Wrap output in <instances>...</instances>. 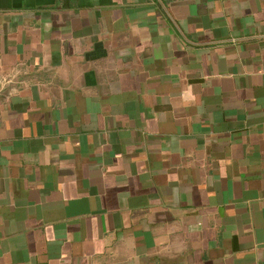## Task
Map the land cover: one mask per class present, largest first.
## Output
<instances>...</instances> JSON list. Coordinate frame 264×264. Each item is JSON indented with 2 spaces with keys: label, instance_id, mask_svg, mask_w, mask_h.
<instances>
[{
  "label": "crops",
  "instance_id": "0c3cea01",
  "mask_svg": "<svg viewBox=\"0 0 264 264\" xmlns=\"http://www.w3.org/2000/svg\"><path fill=\"white\" fill-rule=\"evenodd\" d=\"M0 264H264V0H0Z\"/></svg>",
  "mask_w": 264,
  "mask_h": 264
}]
</instances>
